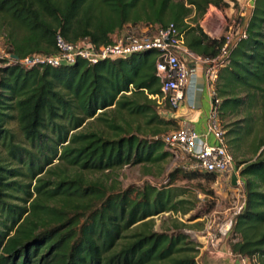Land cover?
<instances>
[{"label": "trees", "instance_id": "trees-1", "mask_svg": "<svg viewBox=\"0 0 264 264\" xmlns=\"http://www.w3.org/2000/svg\"><path fill=\"white\" fill-rule=\"evenodd\" d=\"M229 1L238 5L236 0H0V34L5 32L6 53L20 59L56 53L58 35L101 45L114 42L126 24L173 23L193 53L213 58L225 38H211L199 22L210 5L225 9ZM240 20L245 36L237 35L229 48L213 101L219 100L225 143L244 181L230 251L264 264V0H254L247 20ZM156 59L155 50H146L92 65L79 60L68 67L25 68L0 57L5 154L0 151V264H197L198 249L186 233L153 228L154 215L191 209L177 199L182 193L149 184L121 190L84 175L168 157L167 132L159 125L176 130L181 125L157 112V107L173 110L167 102L160 106L149 97L161 95ZM136 119L146 125L135 128ZM97 120L106 129L86 130ZM12 121L21 140L5 126ZM6 161L19 165L7 168ZM68 167L79 171L70 175ZM201 175L216 181L214 173L183 172L187 178ZM170 176L173 180L175 173Z\"/></svg>", "mask_w": 264, "mask_h": 264}, {"label": "built area", "instance_id": "built-area-1", "mask_svg": "<svg viewBox=\"0 0 264 264\" xmlns=\"http://www.w3.org/2000/svg\"><path fill=\"white\" fill-rule=\"evenodd\" d=\"M250 11L253 8L249 4ZM243 11V8H242ZM221 15V19L218 15ZM243 15V14H242ZM240 19H226L216 6L210 5L199 25L202 31L211 38L224 37L225 42L220 53L213 58H202L193 53L185 44L184 34L173 23L164 27L132 26L124 30L112 43L97 45L84 38L77 42H68L61 35L56 37L57 52L51 55L33 54L15 59L12 54L5 56L11 63H19L25 68L49 65L51 67L73 66L79 60L89 65L104 60L127 59L130 56L146 51L155 50L157 59L155 64L156 75L160 81L161 95H149L158 105L165 102L170 109H177L184 98V88L192 72L190 61H201L204 64V75L211 93V109L208 116L206 133L201 135L189 125L184 124L177 130L163 135L165 147L171 155L183 160L181 168L184 171L214 173L216 179H222L229 186L244 191V181L235 168L234 159L229 152L224 138V131L218 119L217 109L219 100L214 97V82L218 72L228 56L229 48L237 35L245 36V31H237ZM207 134H212L214 144L205 140ZM236 173V184L232 185V174ZM243 203L233 212L232 216L206 229L205 237L214 238L217 234L227 236L233 226L234 216L242 209ZM247 257H242L245 262Z\"/></svg>", "mask_w": 264, "mask_h": 264}, {"label": "rangeland", "instance_id": "rangeland-1", "mask_svg": "<svg viewBox=\"0 0 264 264\" xmlns=\"http://www.w3.org/2000/svg\"><path fill=\"white\" fill-rule=\"evenodd\" d=\"M249 4L250 3L244 4V7H240L239 4L236 7L233 6L234 11L232 14L227 12L228 7L225 9H218L226 19H240L241 17L244 18V16H242V12L239 11H242V8L243 12L247 11L246 9L249 10ZM218 16L221 19V15L219 14ZM132 26L134 25L126 24L124 30ZM137 26L141 28L149 27L143 24H138ZM241 29L242 22L237 29L238 33ZM5 40V32H2L0 34V56H5L6 54L5 49L7 43ZM156 110L161 117L169 118L170 112L174 109L163 111L161 107H157ZM110 116H112V114H110L109 117ZM118 122L124 123L123 119H118ZM132 124L135 128L137 126L142 127L146 125L145 119H136ZM225 124L226 123L223 122L221 126L224 127ZM152 125L154 124H151V126ZM5 126L12 129L16 135V140L22 139L13 121ZM159 127L166 129L163 131V134L176 130V127L173 126L163 127L159 125ZM102 128H105L103 122L97 120L87 124L86 130ZM222 129L223 131L225 130L224 128ZM147 138L150 139L152 137L151 135H147ZM164 150L169 152L168 157L156 163L128 164L112 172L107 170L104 172H86L84 175L88 179L99 180L121 190H125L129 187L142 188L147 184L157 188H175L177 193H182L177 199H183L185 201L184 206L190 207L191 209L186 214L167 211L154 215V230L159 232L166 231L168 233L180 230L186 233L189 239L195 242L196 248L198 249V253L196 254L197 264H243L244 262L242 260L237 262V255L235 256L230 251L229 241L232 234H228L227 236L217 234L214 238L205 237V234L206 229L210 225L213 227L215 223H222L232 216L233 212L243 203L244 191L229 186L226 182L222 181V179H216V181L212 183L208 182L202 175L194 178L184 177V170L181 168L183 165L182 158H180L179 155L173 157L166 147ZM1 155L5 156L3 151H1ZM54 163L57 164V160H54ZM5 165L7 168H14L17 167L19 163L16 161H6ZM60 169H64L62 164H60ZM77 171H79V169L76 167L67 168V172L70 175ZM173 172L175 176L174 179L171 180L170 175ZM48 177L54 179L55 175L50 174ZM33 183L34 181L32 184ZM12 201L18 204L21 203L17 198H12ZM246 264H260V260L256 258L250 259L249 263L246 262Z\"/></svg>", "mask_w": 264, "mask_h": 264}, {"label": "crops", "instance_id": "crops-1", "mask_svg": "<svg viewBox=\"0 0 264 264\" xmlns=\"http://www.w3.org/2000/svg\"><path fill=\"white\" fill-rule=\"evenodd\" d=\"M240 7L246 3L253 5L254 0H236ZM230 6L227 8V12L232 14L234 8L229 1ZM244 7V6H243ZM242 12L245 21L250 15V9ZM228 16V15H227ZM192 72L189 76L188 82L184 88V98L181 101L177 109L170 112V117L179 119L180 125L187 124L197 133L204 135L206 133L208 116L211 109V93L210 88L207 85L204 75V64L201 61H190L189 63ZM209 143L214 144L216 142L212 134H207L205 137ZM236 256V255H235ZM243 256H237V262L241 261ZM243 264L249 263L250 259L246 258Z\"/></svg>", "mask_w": 264, "mask_h": 264}, {"label": "water", "instance_id": "water-1", "mask_svg": "<svg viewBox=\"0 0 264 264\" xmlns=\"http://www.w3.org/2000/svg\"><path fill=\"white\" fill-rule=\"evenodd\" d=\"M12 56H13V58L18 59L17 55H12ZM236 180H237V175H236V173H233L232 178H231L232 185L236 184Z\"/></svg>", "mask_w": 264, "mask_h": 264}]
</instances>
